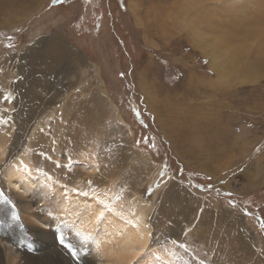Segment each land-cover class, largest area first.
<instances>
[{"label":"rangeland","instance_id":"1","mask_svg":"<svg viewBox=\"0 0 264 264\" xmlns=\"http://www.w3.org/2000/svg\"><path fill=\"white\" fill-rule=\"evenodd\" d=\"M54 42L68 58L32 74ZM238 48L264 56V0H0L4 163L31 141L33 178L50 181L26 191L0 165V264L9 232L15 264H106L60 210L81 178L143 207L174 264H264V58L231 65Z\"/></svg>","mask_w":264,"mask_h":264},{"label":"bare ground","instance_id":"2","mask_svg":"<svg viewBox=\"0 0 264 264\" xmlns=\"http://www.w3.org/2000/svg\"><path fill=\"white\" fill-rule=\"evenodd\" d=\"M261 5V3L250 2L247 4V10H251L250 13H253V11H260ZM191 36L197 44L196 46H198L205 54L210 55L211 62L215 65L217 63V50L213 48L206 38L201 39L200 34L197 31H193ZM54 43L52 49L47 47L42 53H40L39 59L37 61L38 63L36 62L32 66V74H34L37 65L39 70L41 68L45 70L46 68H50V66H52L54 59L68 58L67 53L64 55L67 50L65 49L64 51V47L62 45L58 46L60 43L57 42L55 43L56 45ZM223 43V41L219 40L218 45L222 46ZM240 50H242V48L232 51L234 54H232L231 65L236 63L240 66L247 67L248 71H253L254 69L250 68H256V66H259L262 63L264 56H261L258 59H251L247 52H238ZM56 54L59 55L55 58ZM44 73V71L39 72V74ZM100 83L101 82L99 81V84ZM39 92L41 93L42 91L39 90ZM33 96L37 95L34 94ZM150 101H148L149 105L152 103ZM98 102L99 99L95 100L94 104ZM94 104L90 103V105ZM93 109L96 116L101 115L102 117L104 113L108 112V110L100 105L99 108L95 107ZM110 110L112 111L111 108ZM98 118L100 117L98 116ZM98 118L94 117V119L90 122L92 130L98 128L99 124L95 122V120ZM31 145L32 144L30 141V143H28L19 154L17 151H15L18 149V147L14 146L13 149H9L7 157L8 159H11V161L5 164V154L8 149L7 140L2 139L0 141V165L4 169V174L7 177L8 182L17 188H21L26 191L33 190L34 187H39L40 185H50V181L42 174L38 173L36 174V178H33L35 175L32 171L33 163L29 157ZM87 158L89 159L88 162L90 169L97 171V158L94 156H89ZM76 182H78V188L82 189V193L85 192V194L80 192L76 193L74 189H60V193L65 194V198L63 199L64 201L62 204H60V210L61 212L67 214L65 218L67 223L72 225V229L80 235V238H86L87 241L92 243V249L94 253L105 260L106 264L175 263V258L171 252V249L166 248V250H163L159 247V245H153L151 241L152 236L150 233V227L145 222L146 211L143 209V207L135 206L128 212L116 209V205H114V203L117 201L113 198L114 195L108 192L111 180H109L108 185L103 184L102 187L101 185L96 184H93L90 187L89 180L85 182V180L82 178ZM82 182L85 183L83 185L81 184L80 186V183ZM67 197L69 198L68 200ZM121 202H123V200L116 204ZM58 227H60V225ZM1 238L2 241L5 242L3 244L5 245V253L9 254L7 264H15L18 256L16 255V251L13 248V244L15 243L14 238L10 232L7 235H2ZM17 244L15 243L14 245ZM72 248H74L73 245ZM82 254L84 257L86 256L84 253Z\"/></svg>","mask_w":264,"mask_h":264},{"label":"snow or ice","instance_id":"3","mask_svg":"<svg viewBox=\"0 0 264 264\" xmlns=\"http://www.w3.org/2000/svg\"><path fill=\"white\" fill-rule=\"evenodd\" d=\"M53 2L55 3V2H57V0H53ZM202 264H203V262H202Z\"/></svg>","mask_w":264,"mask_h":264}]
</instances>
